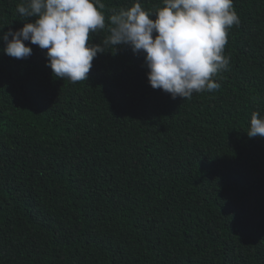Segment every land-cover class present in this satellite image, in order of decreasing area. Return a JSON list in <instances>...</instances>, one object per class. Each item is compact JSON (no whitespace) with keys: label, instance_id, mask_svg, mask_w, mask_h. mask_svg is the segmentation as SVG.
I'll return each mask as SVG.
<instances>
[{"label":"trees","instance_id":"obj_1","mask_svg":"<svg viewBox=\"0 0 264 264\" xmlns=\"http://www.w3.org/2000/svg\"><path fill=\"white\" fill-rule=\"evenodd\" d=\"M23 2L0 0V264H264V138L247 135L264 119V0H232L229 68L191 100L154 90L128 45L77 84L30 41L9 57L3 36L37 19ZM100 2L106 24L164 7Z\"/></svg>","mask_w":264,"mask_h":264},{"label":"clouds","instance_id":"obj_2","mask_svg":"<svg viewBox=\"0 0 264 264\" xmlns=\"http://www.w3.org/2000/svg\"><path fill=\"white\" fill-rule=\"evenodd\" d=\"M103 9L100 0H24L17 12L24 19H37L3 36L5 53L18 60L30 57L32 49L24 43L30 41L47 50V66L55 78L77 84L87 81L98 53L128 45L134 53L146 54L154 90L184 100L219 90L214 80L230 62L224 55L228 32L240 24L232 0H164V7L154 12L135 3L112 14L107 24ZM105 30L109 35L90 45L92 34ZM247 135L264 138V119L257 112L251 115Z\"/></svg>","mask_w":264,"mask_h":264}]
</instances>
